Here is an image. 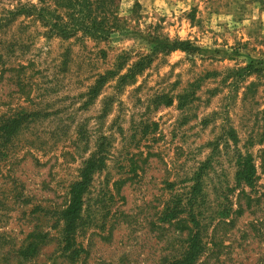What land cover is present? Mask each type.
<instances>
[{"label":"rangeland","instance_id":"1","mask_svg":"<svg viewBox=\"0 0 264 264\" xmlns=\"http://www.w3.org/2000/svg\"><path fill=\"white\" fill-rule=\"evenodd\" d=\"M36 4L0 0V19ZM115 5L120 30L107 41L61 39L35 17L0 22V120L13 118L16 124L0 151V199L7 209L0 219L2 213L8 217L0 227L24 234L35 228L50 239L40 245L34 264L56 252V218L68 188L96 156L103 166L82 195L83 224L75 235L88 252L86 264H118L121 258L141 264L156 243L148 223L170 195L162 182L180 194L203 167V214L228 213L225 221L240 190L252 197L264 190V0ZM174 41H188L196 51L161 52L159 44ZM140 59L142 70L120 82ZM107 71L114 75L89 96L97 76ZM238 155L251 158L258 177L253 189L236 186ZM244 201L239 200L243 209ZM119 211L142 224L135 242L143 252L133 247L137 232L127 236L129 219L113 225ZM225 229L223 264H264V194L232 230Z\"/></svg>","mask_w":264,"mask_h":264},{"label":"trees","instance_id":"2","mask_svg":"<svg viewBox=\"0 0 264 264\" xmlns=\"http://www.w3.org/2000/svg\"><path fill=\"white\" fill-rule=\"evenodd\" d=\"M36 2V5L19 6L6 13L0 22L13 18L15 15L35 17L47 29L48 34L61 39L80 35L97 41H107L113 33L120 30L118 20L115 17L116 11L113 9L117 0H36ZM159 49L161 52L179 50L187 54L196 51V48L188 41L159 44ZM143 61L140 59L134 62L130 66L128 74L119 78L120 82L128 75L131 77L141 71ZM118 69L119 67L115 66V72ZM112 75H114V71H107L102 76L98 75L94 85L88 89V95L95 96L105 80ZM15 128L16 124L13 118H7L2 122L0 120V151L4 144L11 140ZM263 155L264 151L261 152L260 156L261 167L263 166ZM1 161L0 154V171L1 165H4L1 164ZM102 166V157L96 156V158L88 159L79 172V180L69 186L67 204L56 218L57 222L61 224L57 250L44 264H76L80 255H83L80 264L87 263L88 252L75 243V235L83 224L81 219L82 195L88 186L91 174ZM235 166L236 186L246 185L253 189L258 177L250 156L238 155ZM200 169L203 167L198 168L199 171L195 173L191 183L183 187L180 194L174 192L172 184L162 182L161 190L168 191L170 195L162 203L156 220L148 223L150 230L155 232L156 243L151 248L153 249L152 252H148L142 259L141 264H223L221 257L228 255V247L222 245V241L228 239V232L225 228L229 231L232 230L236 219L243 211L257 206L259 197L263 196L264 190L257 197L245 195V192L240 190L236 194V209L227 221H225V216L228 213L222 214L223 216L215 215V213L206 215V212L203 214L202 203L199 204L200 199L203 198ZM241 197L245 200L244 209L239 204ZM120 200H123V197ZM0 211H7L4 208L3 198L0 199ZM127 213L119 211L118 215H114L112 217L113 225L119 219H129L125 224L128 231L127 236L132 232H137L133 234V247L138 246L143 252V247L135 242L143 235L141 232L143 226L134 221V214ZM1 215L0 224H5L2 219L8 217L3 213ZM260 222L254 221L255 225L253 226L261 225ZM121 223L125 222L122 221ZM133 223L138 226H131ZM221 226L223 227L220 228ZM208 228L210 229L207 233ZM100 237L104 240L108 239L107 237ZM45 240L50 239L46 238L45 234L38 233L35 228L24 234L20 231L15 233L12 229L6 230L0 227V264H34L38 249ZM118 264L138 263L135 260L129 261L121 258Z\"/></svg>","mask_w":264,"mask_h":264}]
</instances>
